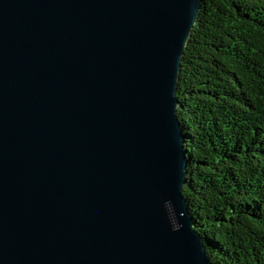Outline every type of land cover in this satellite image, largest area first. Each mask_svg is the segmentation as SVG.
Segmentation results:
<instances>
[{
	"label": "water",
	"instance_id": "1",
	"mask_svg": "<svg viewBox=\"0 0 264 264\" xmlns=\"http://www.w3.org/2000/svg\"><path fill=\"white\" fill-rule=\"evenodd\" d=\"M200 4L0 0V264H214L178 118Z\"/></svg>",
	"mask_w": 264,
	"mask_h": 264
},
{
	"label": "trees",
	"instance_id": "2",
	"mask_svg": "<svg viewBox=\"0 0 264 264\" xmlns=\"http://www.w3.org/2000/svg\"><path fill=\"white\" fill-rule=\"evenodd\" d=\"M180 68L196 229L214 264H264V0H201Z\"/></svg>",
	"mask_w": 264,
	"mask_h": 264
},
{
	"label": "clouds",
	"instance_id": "3",
	"mask_svg": "<svg viewBox=\"0 0 264 264\" xmlns=\"http://www.w3.org/2000/svg\"><path fill=\"white\" fill-rule=\"evenodd\" d=\"M172 227H173V229H175V228L179 227V225L175 224V222L173 221Z\"/></svg>",
	"mask_w": 264,
	"mask_h": 264
}]
</instances>
